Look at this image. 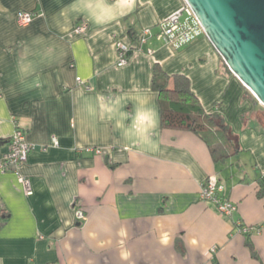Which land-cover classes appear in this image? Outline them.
Returning a JSON list of instances; mask_svg holds the SVG:
<instances>
[{"label": "crops", "instance_id": "1", "mask_svg": "<svg viewBox=\"0 0 264 264\" xmlns=\"http://www.w3.org/2000/svg\"><path fill=\"white\" fill-rule=\"evenodd\" d=\"M183 5L0 0V159L15 124L34 146L19 168L30 196L0 173V264H264V128L244 121L258 101L205 34L175 51L137 39ZM20 11L38 16L20 27ZM122 46L132 51L117 67ZM155 66L224 118L235 157L216 164L193 133L161 128ZM208 176L236 205L231 218L200 201Z\"/></svg>", "mask_w": 264, "mask_h": 264}, {"label": "water", "instance_id": "2", "mask_svg": "<svg viewBox=\"0 0 264 264\" xmlns=\"http://www.w3.org/2000/svg\"><path fill=\"white\" fill-rule=\"evenodd\" d=\"M226 66L264 107V0H184Z\"/></svg>", "mask_w": 264, "mask_h": 264}, {"label": "built area", "instance_id": "3", "mask_svg": "<svg viewBox=\"0 0 264 264\" xmlns=\"http://www.w3.org/2000/svg\"><path fill=\"white\" fill-rule=\"evenodd\" d=\"M37 16V12L20 11L16 16L17 25L20 27L28 26ZM154 29L155 32L153 28H147L141 31L137 38L140 46L146 44L150 39H155L161 42L165 48L175 51L195 40L200 34H204L193 11L186 3L167 18L157 23ZM85 31L86 27L83 24H77L75 26V34L82 35ZM129 51H132V49L124 46L120 47L117 67H123L127 64ZM146 53L149 56H153L154 54L150 49ZM76 82L78 86L83 87L87 91H91V86L82 79L77 78ZM15 126L14 133L9 140L8 152L0 159V173H15L26 196H30L32 194L30 183L27 179L20 176L19 168L26 161L28 154L34 146L27 142L24 131L17 124ZM53 144H57L55 140H53ZM224 191V185L218 180L217 176H208L200 186L199 199L211 205L221 217L229 219L236 213L237 207L223 196ZM75 219L79 222L85 220V214L82 209L77 208L75 210ZM236 226L243 234H248L250 231L248 228L240 226V224ZM256 233L258 234L259 230H256ZM214 249L213 247L212 251Z\"/></svg>", "mask_w": 264, "mask_h": 264}, {"label": "trees", "instance_id": "4", "mask_svg": "<svg viewBox=\"0 0 264 264\" xmlns=\"http://www.w3.org/2000/svg\"><path fill=\"white\" fill-rule=\"evenodd\" d=\"M131 51L128 52V55ZM152 89L158 94L162 129L190 132L208 148L214 163H223L239 153L233 132L217 112H206L193 94L189 80L182 75L168 76L155 66ZM257 102V101H255ZM247 247L255 256L252 245Z\"/></svg>", "mask_w": 264, "mask_h": 264}, {"label": "rangeland", "instance_id": "5", "mask_svg": "<svg viewBox=\"0 0 264 264\" xmlns=\"http://www.w3.org/2000/svg\"><path fill=\"white\" fill-rule=\"evenodd\" d=\"M153 30H154V27H153ZM246 99H248V98L246 97ZM219 104L220 103H217L216 106L219 107ZM262 110H264V107L257 102V105L256 106H253L252 105V109L248 113V115H250V117L248 119H244V121L249 122L248 125L251 126V127H256L255 124H259L258 125V128L256 127V130L257 131H259V129L264 128V117L263 116L260 117L261 114H259L260 112H262ZM241 117H243V115ZM233 134H234L233 135V138H234L235 142L237 143L238 148L240 149L241 146H240L239 136L236 135L235 133H233Z\"/></svg>", "mask_w": 264, "mask_h": 264}]
</instances>
